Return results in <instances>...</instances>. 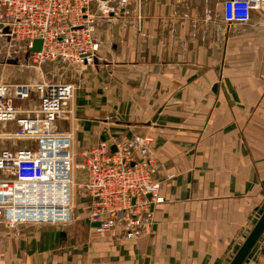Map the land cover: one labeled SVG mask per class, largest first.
Returning <instances> with one entry per match:
<instances>
[{
	"label": "crops",
	"instance_id": "obj_1",
	"mask_svg": "<svg viewBox=\"0 0 264 264\" xmlns=\"http://www.w3.org/2000/svg\"><path fill=\"white\" fill-rule=\"evenodd\" d=\"M223 1L128 0L98 16L97 55L72 76L77 154L149 138L162 201L148 227L0 220V264L230 262L264 210V10L228 24ZM242 264H264V232Z\"/></svg>",
	"mask_w": 264,
	"mask_h": 264
},
{
	"label": "built area",
	"instance_id": "obj_2",
	"mask_svg": "<svg viewBox=\"0 0 264 264\" xmlns=\"http://www.w3.org/2000/svg\"><path fill=\"white\" fill-rule=\"evenodd\" d=\"M127 2L0 0V37L8 44L18 43L37 66L46 61L83 66L95 59L99 49L98 16L119 13ZM222 9L226 23H247L252 10H264V0H224ZM36 39L41 46L32 51ZM75 90L69 82H0V141L27 142L0 147L4 224L70 222L77 167L71 105ZM34 92L37 106L22 108L19 103ZM60 120H69L70 128H54ZM12 124L17 128L12 129ZM148 140L122 141L114 144V151L109 144L99 143L81 153L86 176L77 185L86 192L87 217L95 233L120 230L133 238L148 227L152 206L162 201Z\"/></svg>",
	"mask_w": 264,
	"mask_h": 264
},
{
	"label": "rangeland",
	"instance_id": "obj_3",
	"mask_svg": "<svg viewBox=\"0 0 264 264\" xmlns=\"http://www.w3.org/2000/svg\"><path fill=\"white\" fill-rule=\"evenodd\" d=\"M115 1V0H114ZM112 5V4H111ZM94 61V60H93ZM92 61V62H93ZM92 62L88 63L91 64ZM87 65V64H86ZM85 66V65H83ZM83 66H67L59 62L46 61L40 66L32 64L28 59L26 53L19 48L18 43L8 44L3 38L0 37V82H29L35 83L38 81L45 82H69L75 84L72 80L73 73L77 74ZM76 85V84H75ZM75 97V94H74ZM74 97L72 99L71 105L73 107L74 115V148H75V182L74 186V203L72 206V218L69 223L66 224H36L28 223L26 225H37L40 227H45L48 230H55L54 228H70L75 222H88L87 217V196L83 188L79 187L77 184L84 181L86 173L83 166L84 158L80 154H77L75 146V133L77 130V119L76 111L74 108ZM22 108H32L37 106L36 92L32 93V96L25 102L19 103ZM62 121V123H60ZM9 127V124L7 125ZM56 129H69L70 122L69 120H60L59 122L53 124ZM17 125L12 124V129H16ZM27 142L24 140L16 141V144L9 141H0V147L8 146L13 147V145H26ZM0 172V176H1ZM4 224V223H3ZM6 225V224H4ZM8 226V225H6ZM70 226V227H69ZM71 232L81 231V228H72L68 229ZM77 233V232H76ZM69 242V240H68Z\"/></svg>",
	"mask_w": 264,
	"mask_h": 264
},
{
	"label": "water",
	"instance_id": "obj_4",
	"mask_svg": "<svg viewBox=\"0 0 264 264\" xmlns=\"http://www.w3.org/2000/svg\"><path fill=\"white\" fill-rule=\"evenodd\" d=\"M40 46H41V40L39 39L34 40L32 51L39 50ZM111 150L114 151L115 146H111ZM263 232H264V210L228 264H242Z\"/></svg>",
	"mask_w": 264,
	"mask_h": 264
}]
</instances>
